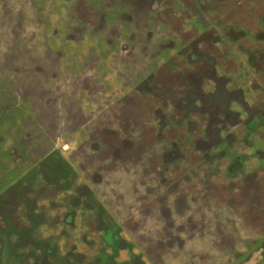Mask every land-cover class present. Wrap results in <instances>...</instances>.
Listing matches in <instances>:
<instances>
[{
    "label": "rangeland",
    "instance_id": "rangeland-1",
    "mask_svg": "<svg viewBox=\"0 0 264 264\" xmlns=\"http://www.w3.org/2000/svg\"><path fill=\"white\" fill-rule=\"evenodd\" d=\"M0 264H264V0H0Z\"/></svg>",
    "mask_w": 264,
    "mask_h": 264
},
{
    "label": "trees",
    "instance_id": "trees-1",
    "mask_svg": "<svg viewBox=\"0 0 264 264\" xmlns=\"http://www.w3.org/2000/svg\"><path fill=\"white\" fill-rule=\"evenodd\" d=\"M63 45H64V44H63ZM214 93H215V94H217L216 92H213V94H214ZM217 98H218V95H217ZM228 112H229L230 114H232V112H231V111H228Z\"/></svg>",
    "mask_w": 264,
    "mask_h": 264
}]
</instances>
